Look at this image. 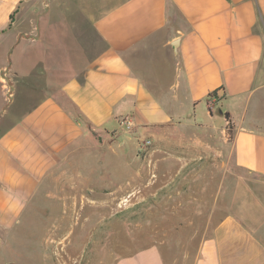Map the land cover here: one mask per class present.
Segmentation results:
<instances>
[{"label":"crops","instance_id":"crops-1","mask_svg":"<svg viewBox=\"0 0 264 264\" xmlns=\"http://www.w3.org/2000/svg\"><path fill=\"white\" fill-rule=\"evenodd\" d=\"M0 52L13 76L6 106L0 96L1 227L17 224L30 197L52 185L94 193L104 184L92 168L81 171L91 131L118 126L120 143L133 135L183 145L161 130L186 125L222 136L220 152L198 138L191 147L209 164L232 156L248 178L224 184L210 174L211 185H193L185 174L198 173L185 167L200 157L168 152L155 161L170 168L154 173L168 177L154 195L167 197L179 226L173 264H264V0H0ZM201 107L205 119L193 122ZM126 184L127 202L143 195L144 185ZM111 264L167 263L150 246Z\"/></svg>","mask_w":264,"mask_h":264},{"label":"rangeland","instance_id":"rangeland-1","mask_svg":"<svg viewBox=\"0 0 264 264\" xmlns=\"http://www.w3.org/2000/svg\"><path fill=\"white\" fill-rule=\"evenodd\" d=\"M73 1L60 0L68 5ZM3 59L4 53L0 52V96L6 106L11 98L7 99L5 96L1 76L7 75V83L11 89L13 76L9 65L2 63ZM216 110L217 108L213 110L218 121L216 125L223 127L222 116ZM205 113V108H198L195 115L192 114L193 122H202ZM111 129L108 128V131L112 134L91 131L81 150L82 155L85 154L81 171L86 172L92 168V179L105 180L104 184H96L93 188L97 191L94 193L83 186H77L68 192H57L52 185L53 191L38 192L30 197L20 212L17 224L7 229L0 226V264H111L112 260L150 246H157L166 263L173 264L171 254L174 242L171 234L179 226L170 223L172 211L169 203H164L167 197L164 198L160 193L154 195L168 180V177H155L154 173L170 168L159 166V162L155 165V161L168 152L186 153L188 158H192L193 153L194 157H200L188 162L185 167L188 171L198 173L196 176L185 174V181L188 180V184L193 185L212 183L209 180L210 174H216L217 180H222L224 184L231 183L233 174L236 178L237 175L248 178L245 172L236 168L232 156L221 155L209 164L211 158L203 159L205 154L202 151L196 152L198 146L192 149L191 139L198 138L214 143L216 150L222 151V136L214 134V137L210 129L174 125L161 130L162 136L171 137L175 143L182 140L183 145H168L163 141H158V144L153 139L133 135H127L129 139L120 143L125 137L123 129L118 126ZM125 130L130 133V130ZM145 141L150 143L145 146ZM155 149L161 152L151 154ZM97 161H101L102 165L96 164ZM135 170L142 171L144 175L129 177L128 174ZM128 179L131 187L145 186V191L142 192L145 199L141 195L142 199L138 201L140 194L136 188L135 195L127 202V188H122L127 186ZM105 186L111 191H101ZM192 244L190 248L194 252L197 242ZM112 252L113 258L109 256ZM190 261L191 258L187 260V264Z\"/></svg>","mask_w":264,"mask_h":264},{"label":"built area","instance_id":"built-area-1","mask_svg":"<svg viewBox=\"0 0 264 264\" xmlns=\"http://www.w3.org/2000/svg\"><path fill=\"white\" fill-rule=\"evenodd\" d=\"M7 79L8 77L6 74H4V76H1L2 88L5 90V96L7 97V99H10L13 97V89L9 87ZM120 125L125 129L130 130L133 127V121L131 118H125L120 122ZM149 143V141H145L143 144L146 146Z\"/></svg>","mask_w":264,"mask_h":264},{"label":"trees","instance_id":"trees-1","mask_svg":"<svg viewBox=\"0 0 264 264\" xmlns=\"http://www.w3.org/2000/svg\"><path fill=\"white\" fill-rule=\"evenodd\" d=\"M214 95V92L210 93L208 96L209 97H212ZM224 118L227 120L228 122V131L230 132V128H231V125H230V122H229V119H228V114H224Z\"/></svg>","mask_w":264,"mask_h":264}]
</instances>
